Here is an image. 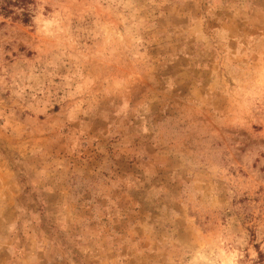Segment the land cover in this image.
Here are the masks:
<instances>
[{"label":"rangeland","instance_id":"rangeland-1","mask_svg":"<svg viewBox=\"0 0 264 264\" xmlns=\"http://www.w3.org/2000/svg\"><path fill=\"white\" fill-rule=\"evenodd\" d=\"M4 4L0 264H264V0Z\"/></svg>","mask_w":264,"mask_h":264},{"label":"trees","instance_id":"trees-1","mask_svg":"<svg viewBox=\"0 0 264 264\" xmlns=\"http://www.w3.org/2000/svg\"><path fill=\"white\" fill-rule=\"evenodd\" d=\"M4 1H5L6 5L5 4L2 5L1 8H3V10L7 11L8 10L7 9V5L8 4H12V5L23 4L24 5V3L27 2L28 0H4ZM23 16H24L23 19H22L23 21H28L29 20V17H30L29 13L24 12Z\"/></svg>","mask_w":264,"mask_h":264}]
</instances>
